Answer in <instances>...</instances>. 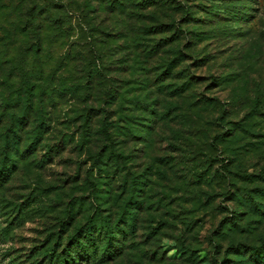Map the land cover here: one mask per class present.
Instances as JSON below:
<instances>
[{
  "label": "rangeland",
  "instance_id": "374dc122",
  "mask_svg": "<svg viewBox=\"0 0 264 264\" xmlns=\"http://www.w3.org/2000/svg\"><path fill=\"white\" fill-rule=\"evenodd\" d=\"M22 1L28 0H0V38L11 37V4ZM155 2L147 11L121 13L90 11L86 0H74L69 15L75 33L55 49L79 92L92 89L88 104L98 110L92 130L105 115L111 123L120 120L123 174L99 171L93 155L105 137L79 146L78 113L86 103L61 98L50 110L52 129L45 135L61 151L47 159L41 144L35 154L9 164L0 185V264H52L56 253L74 246L72 237L85 230L80 227L100 215L116 218L120 204L133 197L135 176L145 210L135 234L114 233L115 247L101 264H264L250 248L264 244V211L249 207L247 198L249 190L264 208V0H167L166 8L165 0ZM178 2L188 14L169 8ZM158 18L176 20L183 37L172 41L174 30L150 35L171 37V43L161 44L158 55L146 58L144 52L142 62L133 53L137 28ZM85 30L94 44L90 55ZM4 42L0 54L9 60L11 45ZM176 46L184 60L172 68L175 75L158 79ZM141 96L154 100V111L136 106L132 100ZM231 218L235 223L227 224Z\"/></svg>",
  "mask_w": 264,
  "mask_h": 264
},
{
  "label": "trees",
  "instance_id": "16d2710c",
  "mask_svg": "<svg viewBox=\"0 0 264 264\" xmlns=\"http://www.w3.org/2000/svg\"><path fill=\"white\" fill-rule=\"evenodd\" d=\"M126 1H129V4H126ZM166 1L162 7H167ZM86 2L90 11H120L121 13H127V9L137 13L143 9L147 11L156 4L155 0H86ZM93 2L94 6H92ZM73 3L74 0H28L27 2L11 4V37L0 38V41H5L3 46L11 45L12 49L11 55L8 54L9 60L6 59L7 56L0 54V185L11 172V165L9 164L13 165L17 161L26 159L31 153L35 154L41 144H43L42 149L47 151V154H44L47 159H51L53 153L61 151V144L59 142V144L49 143V138L45 135L52 129L50 110L56 111L60 99L67 95L71 97L70 99L86 103L82 108V113H78L81 120V124L78 126L81 133L79 146L83 143H90L96 135H103L106 142L93 155L94 164L107 177H113L117 171L120 172L116 177L120 176L121 173L123 174L122 167L126 156L119 147L122 143L119 140L120 128L122 127L120 120H117V124L111 123L108 121V116L105 115L98 120V130H92V123L98 115V110L88 104V101L93 99L91 96L92 89L89 88L86 94L79 92L77 82L64 72L69 66L61 63L55 49L67 45L68 39L75 33L76 25L69 15L73 12ZM169 8H180L186 14L189 13L188 7L179 2L176 6ZM141 15H143L142 12ZM153 22L148 24L146 20H143L142 26L137 28L136 46L133 53L135 52V56L141 58L142 62H144L142 57L144 52L146 58L154 53V55H158L161 44L164 46L171 43L169 41L171 37L157 40L151 39L150 35L174 30L172 41L183 37L182 32L178 36V31L183 29L176 20L167 24L158 18ZM85 33H88L86 38L90 45V53H88L90 55L93 52L94 44L93 40L89 38L90 31L85 30ZM105 34L112 36V33L107 31ZM71 46L73 44L68 45V48ZM141 46L145 50H141ZM184 56L183 50L177 46L173 48V58L161 66L163 71L157 76L158 79H162L163 74L166 73L169 75L168 77L175 75L172 68L175 69L184 60ZM5 62H7V66H5ZM86 62L88 65L86 71L90 77L86 84L91 86L89 82L94 77L93 70L90 68L92 61L87 59ZM191 76L195 77L193 74ZM107 93L110 96L113 95V92ZM132 101L136 106L142 104L146 110L154 111V100L147 102V99H142L141 96L133 98ZM113 128L115 131L112 130ZM93 132L94 134H91ZM132 135L135 136V131ZM71 137L69 141L72 140L73 142L74 138ZM147 137L145 136L144 139H148ZM62 141L65 142L63 145L68 143V139L64 137ZM104 147L106 150L102 152ZM16 156L17 158H15ZM42 161L47 160L42 159ZM221 163L223 170L229 171L228 163L226 161H221ZM111 170L112 172H110ZM129 186V192L133 193V197L129 200L130 202L120 204L116 218L111 219L110 214L107 216L100 215L94 219L101 218L100 220L80 227V233L83 227L85 228L83 234L72 237L75 243V256L69 252L70 250L74 251L72 250L74 246L69 245L64 249L63 255L57 256L56 253L57 258L50 262L52 264H101L115 247L112 239L116 236L114 233L118 229L124 233L128 229L132 234H135L140 221V213L145 210L146 200L137 197V190L140 188L136 176L131 179ZM247 198L251 205L249 207H253L256 212L264 211V208L261 207L263 203L249 190H247ZM231 223H235L233 218L227 224ZM127 224L129 226L125 228ZM227 224L226 227H228ZM77 237L82 239L81 242ZM101 244H103V249H101ZM231 248L240 250L241 246L231 245ZM250 248L254 255H258L255 256L256 258L259 255L264 257V244L261 247L251 246ZM235 261L237 260L233 261L234 264H236Z\"/></svg>",
  "mask_w": 264,
  "mask_h": 264
}]
</instances>
